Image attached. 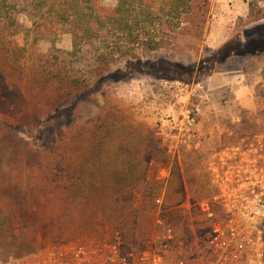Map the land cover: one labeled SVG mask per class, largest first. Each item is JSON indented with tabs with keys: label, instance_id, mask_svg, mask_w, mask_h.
I'll use <instances>...</instances> for the list:
<instances>
[{
	"label": "rangeland",
	"instance_id": "obj_1",
	"mask_svg": "<svg viewBox=\"0 0 264 264\" xmlns=\"http://www.w3.org/2000/svg\"><path fill=\"white\" fill-rule=\"evenodd\" d=\"M115 1L98 0L103 7ZM26 6L27 0H0V264L92 238H116L123 250L137 251L157 231V219L173 228L187 259H204L210 223L196 202L213 192L211 169L221 161L240 165L264 190V0H191L180 26L156 38L161 47L136 45L133 61L116 58L96 77L92 46L72 52L69 34L34 42ZM250 41L255 48H245ZM227 48L232 52L222 60ZM40 77L48 78L46 88L59 79L76 88L44 110L36 105ZM3 78L21 88H5ZM78 94L86 100L72 113L54 114ZM90 121L115 126L112 142L118 137L148 157L144 182H154L153 192L144 196L139 182L130 200L121 196L120 216L110 199L63 196L60 204L46 192L38 197L39 164L71 131L84 135ZM161 167L170 173L165 184L156 179Z\"/></svg>",
	"mask_w": 264,
	"mask_h": 264
},
{
	"label": "trees",
	"instance_id": "obj_2",
	"mask_svg": "<svg viewBox=\"0 0 264 264\" xmlns=\"http://www.w3.org/2000/svg\"><path fill=\"white\" fill-rule=\"evenodd\" d=\"M190 3L191 0H116L114 6L103 7L98 0H27L26 11L31 21L30 32L34 42L54 43L59 35L69 34L72 52L75 53L83 45L92 46L97 63L92 74L96 77L115 63L116 58L126 63L133 61L132 50L136 45H142L147 50L161 47L156 38L161 35L163 28H170L174 32L180 26L181 18L190 9ZM259 39L264 40V36ZM253 41L246 44L245 48H255ZM100 42L102 44L95 48V44ZM14 49L23 50L18 47ZM230 49H225L222 60L232 52ZM262 52L260 49L259 53ZM35 74H42V71L37 68ZM45 79L48 80L46 77L41 80L40 77L35 81L38 88L36 105L42 103L44 110L53 108L51 98L60 97L71 88H76L64 79L54 81L46 88ZM1 81H4L5 88L13 85L4 78ZM86 96L78 94L70 108L55 110L54 114H61L67 109L72 113L76 103L86 100ZM104 123L101 128L100 122L90 121L84 128L87 131L84 135L71 131L67 141L59 140L54 144L49 157L37 169L38 197L40 193L46 192L48 196H54L53 200H60V204L64 202L63 196L70 201H73L74 196H82L87 201L110 199L114 201L113 213L120 216V210L125 207L118 206L121 196L130 200L133 190L141 183H145L142 194L146 197L152 194L154 182H144L147 179V155L135 149V146L122 142V139L118 140V137L113 138L112 142V131L118 129ZM99 180L103 183L102 187L97 185ZM42 219L46 220L47 216L43 215ZM261 227L264 240V226Z\"/></svg>",
	"mask_w": 264,
	"mask_h": 264
},
{
	"label": "built area",
	"instance_id": "obj_3",
	"mask_svg": "<svg viewBox=\"0 0 264 264\" xmlns=\"http://www.w3.org/2000/svg\"><path fill=\"white\" fill-rule=\"evenodd\" d=\"M169 175L161 167L156 179L165 184ZM209 183L211 195L196 202L198 212L210 223L205 257L197 262L185 257L173 228L157 219L153 229L157 231L137 251L123 250L116 238H92L45 246L3 264H264L262 186L240 165L222 161L211 169ZM154 202L160 208L162 198Z\"/></svg>",
	"mask_w": 264,
	"mask_h": 264
}]
</instances>
